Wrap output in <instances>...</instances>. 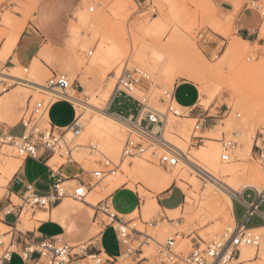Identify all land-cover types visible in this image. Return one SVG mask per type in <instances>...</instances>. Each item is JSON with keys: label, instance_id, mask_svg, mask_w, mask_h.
<instances>
[{"label": "rangeland", "instance_id": "374dc122", "mask_svg": "<svg viewBox=\"0 0 264 264\" xmlns=\"http://www.w3.org/2000/svg\"><path fill=\"white\" fill-rule=\"evenodd\" d=\"M115 1L116 0H86L82 7L84 14L83 13L75 14L77 17L75 16L74 17L75 20L72 21L71 40L68 42V44H65L63 48H54V47H49L47 44H42V47L39 50V52H36L35 56L31 59L21 58L18 54H13V51L10 54L4 56L0 50V69L11 73L17 71L19 75L29 78L31 76V73L35 65L39 64L46 70L48 74L45 83L50 77L53 76V74H66L69 77L71 76L75 78L73 80L74 87L72 89H74L79 95L83 93L84 100L86 101L94 100L97 101L100 105L106 106L109 103V98H111V96L116 90L118 78L123 72V70L125 68H129V69L140 68L147 71L150 74L151 78L149 82H144L143 85L138 88L140 90V92H137L139 93L138 95L139 96L142 95V97H146L151 106L158 108L160 110H164L166 104H168V101L170 99V97L165 94L166 90L168 89H165L163 87L159 95H156L152 99L151 96L149 97L148 92L151 90V79L153 77V74L149 72V70L144 64L145 62L141 63L143 62V58L141 59L140 57V55H142L140 54V52L147 49V47L149 46V42L146 39L142 38L143 31L138 29L137 27L141 22L144 23V25L146 26L151 25L154 17L162 16L165 26V33L162 35V42H168L173 36L174 32L176 31L177 26H180V28H182L183 30L181 33L191 43L195 44L201 50L209 65L206 68L207 79L202 83L194 82L195 84H197L199 91H201L202 93L200 104H198V106L194 110H191L190 108L189 110L179 109L180 112L183 114L182 121L192 123V126L189 131V151L193 153L201 145L208 144L210 139L219 141L221 148H222V141L224 139H234L238 141L237 153H240L241 158H243L246 151H248V148H246V151L245 149H241V144L243 143L245 144L244 142L245 139L250 140V136H251V140H253L252 134L264 131V119H261L262 117L264 118V106L263 107L260 106L261 108H259L258 105H256L257 109L256 108L255 109L257 110L256 113L257 117L256 116L252 117V115H247L236 104V101L238 99V93L234 90L229 80H231L235 74H239V73L244 75L246 79H250L255 75H259V73H261L262 70H264V35H262V33L260 32L262 23L264 22V10H262L263 8H261L262 6H264V0H204L206 2V5H201L200 4L201 0H177L179 6L185 9L187 13L186 18L182 24L178 23L174 19V17L172 16L171 9L165 3V0H128V4H129L127 7L128 17L125 19H120L114 14L113 6ZM28 5H30L29 0L0 1V23L4 25L6 28L10 29L9 33H11L14 30V28L7 23V20L10 18L11 19L14 18V20H16L17 23L19 24L21 23L23 28L22 32L24 31L26 21L17 18L14 14L21 13L24 15L25 18L30 17L32 13H30L28 10L30 9L31 5L30 6ZM235 5L237 7V10H235L236 9ZM26 6H28L29 8ZM25 7H26V11L30 15L25 11ZM228 9H232L231 11L233 12L231 13L230 10ZM247 14L256 17V19L254 20V24L251 25L252 28L255 29V33L254 35L251 36V38L255 37L257 41L250 43L249 41L244 39L247 52L241 54L231 53L230 49L233 40H235L237 37H241V38L248 37L247 32H245L243 29L239 27V23L243 21V18ZM120 26L125 28L126 30L129 26H131L135 30V32H133L132 37H129L127 35L124 39V44L128 46L129 54L131 50H133L135 58L133 59L124 58L114 68L108 69L104 73L103 71L104 67L102 63L99 62V58L97 57V52L99 51V48L101 46L104 47L107 46L108 42L110 41L108 40V38H110L113 35V32H115V29H117ZM201 34L202 37H200ZM44 50L51 51L55 55V58L53 60L44 58L42 56V52ZM90 51H93V54L91 56L88 55ZM227 58L229 59L230 63L233 64L231 67H229L225 63V60ZM213 66H216L217 68L212 70ZM26 69H28V71H26ZM89 69H93V73L88 74L87 76L88 78L86 82L83 80L82 76ZM93 79H95L94 82ZM182 79L190 80L186 77H178L174 83V89L171 91L172 94H174L176 83L180 82ZM250 81H249L250 83H248V86L250 88L249 87L247 88L252 90L251 98L255 104H258L257 102L259 101H257V99L261 95L260 87L257 84L252 83L253 80L250 79ZM4 82H5L4 85L0 83V92H2L4 88H7L6 91L10 92L15 87L20 86L22 88L19 89L25 94L26 101L24 102L23 105L17 108L16 115L12 116L13 119L10 117H6V115L4 116L0 115V125L6 124L7 126L12 127L19 124L22 116L26 112L29 105L32 106L36 101L48 98L47 93L35 90V88L25 83H14L13 80H6ZM253 88L256 89V91H254ZM250 90L247 91L250 92ZM7 92H2V94L4 93L6 94ZM6 97L8 98L10 96L7 95ZM177 98L182 102L188 101V98L185 96L183 89L177 92ZM249 101H251V99L247 98L245 102L249 103ZM74 107L76 109L77 114L81 112V109L75 104ZM202 113L205 114L203 115ZM207 114H209V117H207V119H209L207 125L208 128L203 129V127H205V124L203 125L204 121L199 119V117L203 118ZM237 114H240V117H237ZM244 114L247 116H245ZM231 117H233V121H231L232 120ZM229 118H231V120ZM247 118L249 120L250 118H253L254 122L252 121V119L250 121L247 120ZM213 119L215 120L213 121ZM14 120H16V123L13 122ZM53 122L54 124H58L60 122V117L56 112L54 113L53 116ZM227 122H232L231 128H226ZM209 129H214L217 132H220V135H213V134L211 135ZM59 131L62 132L61 129ZM15 132L21 134L22 129L19 128L15 130ZM127 135H128V128H125V137H127ZM242 141L243 143H241ZM74 145L75 146L77 145L76 140L74 141ZM77 148L78 147L76 146L74 152ZM3 152H5L7 155L4 156L2 154ZM0 153H1L0 164L2 161H8V159H12L16 157L15 156L16 153L13 147L1 146V144H0ZM75 157L76 155H73L72 160H74ZM20 159L21 161H23L22 158ZM63 161H67L66 155L63 156ZM235 162L237 163L238 160H235ZM78 163L83 168L87 169L85 170L86 173L84 174V176H87V178L89 179L88 182L89 185H87V188L89 190H92L94 188V185L99 179V176L95 175L91 170L96 169L97 168L96 166L99 164L98 165L99 167L104 166V170L102 169L101 171H105L107 168H109L106 170L105 174L107 172H109L110 174L111 168L113 167L111 164H107L104 160H99L96 166L92 162H85V163L78 162ZM253 163L255 165L264 166V163H261L257 159ZM159 165L165 169L166 167H169L161 164ZM198 178H199L198 183H199V191H200L204 188V182H206V180L201 176H198ZM222 179L226 180L227 177L222 176ZM76 183L78 182H73V184ZM90 184L91 185L93 184V188L90 187ZM193 187L194 186H192V188ZM1 189L2 190H0V196L2 198L7 195V189L5 187L4 189L3 188ZM119 189L121 190L120 192L127 191L124 185H122L117 190ZM135 190L137 191V189ZM131 196L132 198L127 199L125 202L123 196L118 195L116 197L117 208L122 209L129 202L135 204L136 200H137V204L140 206L142 202L140 193L139 192L134 193L131 194ZM245 197L248 200L251 199L250 197H248L247 194L245 195ZM109 198L110 196L101 200L102 202L101 201L99 202L106 203L109 200ZM157 198H159V203L162 209L158 210L154 215H151V217L149 216L147 218L144 214H141L140 212L139 214L137 212L134 216L135 218L132 221L128 220L129 223L135 221L137 228H141L142 230H144V232H150L149 229L150 227L148 226L150 221L154 219L156 220V222H158L159 220L162 221L166 218L165 217L166 215H170L168 211L164 210L165 208H174L177 206H182L184 208H187V211H185L182 216H180L179 218L176 217L177 218L176 220L171 221V222L174 221L183 222L185 218L192 216L197 211V204L199 203V202H197V204L186 203V190L181 188L178 182H174V184L171 186L169 190L158 194ZM13 200L16 204L21 203L19 198L16 196H13ZM65 200L66 199L64 198V201ZM69 202L73 203L72 200ZM203 202L209 203V200L203 199ZM235 202L237 201L234 198V203ZM208 205L209 204L205 205L206 207L205 218L203 217L198 218L197 220H195V223H193L191 226L190 225L176 226L175 224H171L170 227L171 233L169 232V234L163 236L156 235L154 236V238H156V240L159 242H165L168 238L175 237L176 233L178 232L179 237L176 238L178 249L183 250L185 253H187L192 246L191 238L187 242V244L183 245L182 242L184 241L183 239L189 238L187 237L189 230H193L196 234L199 235L198 237L199 243L202 246H204L206 243L215 239L217 237L216 234H223L228 230L229 226H231L232 228L236 226L233 222H230L229 220H223L221 216L217 214L216 210L212 207H209ZM77 206L78 205H75V207ZM93 208L94 210L91 215L85 214L89 226L80 237L72 238L68 235L64 236L70 244L88 243L89 236L95 228L101 230L102 233L106 224L110 222V219L108 218V216H106V214H103L102 212H98L99 210L97 209V206ZM38 210H39L38 208H36L35 210L32 209L24 210L21 216V220L23 221V226L21 229L22 231L32 230L34 226L37 225L36 218L45 217L44 215L34 216V213L37 212ZM130 212L131 210L128 211V213ZM72 213L76 217L80 216L75 214L73 211ZM236 213L238 218L240 219L244 216L245 213L244 206L239 202H237ZM2 215L3 214H0V221H2L3 218ZM12 219L13 218H10L11 221ZM142 222L143 224H141ZM258 223L259 220L256 217L251 218L250 224H258ZM239 224H242V222L237 221V225ZM131 226L134 225L131 224ZM210 229L215 230L214 233L215 235L213 236L210 235L209 233ZM6 230H10V229L8 227H5L0 222V240L8 243L12 236L11 233L14 232L15 230L11 229L8 233H6L10 235H8V237L4 239L2 238L3 237L2 235L3 233H5ZM254 232H256V234L261 236V243H262L263 241L262 239L264 237L263 235L264 229L257 230ZM203 233H205V235L207 234L210 236V237L208 236V239L205 241L202 240V237L205 236L203 235ZM137 245L138 242L135 241L134 246ZM104 246L105 249L110 254L113 255L118 254L121 249V246L116 238V233L114 229L111 227H109L108 230L106 231ZM95 250L96 249L94 248V251ZM2 251L3 248L0 247V255L2 254ZM144 251L145 254H150L152 252V245L151 246L145 245ZM103 257L106 258L107 256L103 255Z\"/></svg>", "mask_w": 264, "mask_h": 264}, {"label": "bare ground", "instance_id": "6f19581e", "mask_svg": "<svg viewBox=\"0 0 264 264\" xmlns=\"http://www.w3.org/2000/svg\"><path fill=\"white\" fill-rule=\"evenodd\" d=\"M29 2L31 6L28 5L30 6L28 11L33 13L38 0H29ZM165 3L171 9L174 19L178 23L182 24L187 14L185 9L179 6L177 0H165ZM200 4L206 5V2L201 0ZM128 5V0H116L113 6L114 14L120 19L127 18ZM261 8L264 10V6ZM79 13L82 14L83 10L81 9L77 14ZM7 23L10 24L14 30L8 34L7 40L1 50L4 56L10 54L13 51L23 30L22 24L17 23L14 18L8 19ZM137 27L143 31L142 38L149 42L147 49L140 52V54H142L140 57L141 59L143 58V62L141 63L145 62V66L149 72L153 74L151 79V90L148 92L149 97L151 96V99L156 95H159L163 87L168 89L166 90L165 94L170 96L172 93L171 91L174 89V83L178 77H186L192 82L196 83H202L207 79L206 68L209 65L206 58L204 57L201 50L181 33L183 30L180 28V26H177L176 31L168 42H162V35L165 33L164 20L162 16L154 17L151 25L146 26L141 22ZM133 32H135V30L131 26H129L127 30L120 26L115 29L113 35L108 38L110 41L108 42L107 46H101L99 48L97 57L99 58V62L102 63L104 67V73L108 69L114 68L124 58H135L134 51L131 50L129 54L128 46L124 44L125 37L127 35L132 37ZM260 32L262 35H264V22L262 23ZM230 52L240 54L247 52L244 39L237 37L235 40H233L231 43ZM42 56L49 60H53L55 58V55L49 50H44L42 52ZM225 63L229 67L233 65L230 63L228 58L225 60ZM215 68L217 67L213 66L212 70ZM26 71H28V69H26ZM92 73L93 69L87 70V72L82 76L83 80L87 82L88 74ZM47 76L48 74L46 70L39 64L35 65L29 78L19 75L17 71L11 73L0 69V83L2 80H13L14 83H25L35 88V90L48 94L49 90L45 88ZM70 79L72 82L75 78L70 76ZM250 79L253 80L252 83L257 84L260 87L261 97L259 96L258 98L260 100L257 99V101H259L257 102L258 104H255L251 98L252 90H250V87L248 86V83L251 82ZM250 79H246L244 75L239 73L235 74L233 78L229 80V82L232 84L234 90L238 93L236 104L247 115H252L253 117L256 116L257 113L256 105H258L259 108L264 106V70H262L259 75H255ZM19 88L22 87L17 86L11 91H21ZM247 90H250V92ZM254 91H256V89H254ZM137 92H140L139 89L136 90V96H141L140 98L143 99L146 104L150 105L147 98L142 97V95L139 96V93ZM4 94L0 96V115H6V117L12 118V116L16 115V113L12 108V102L7 101L6 94ZM200 94L202 96L201 91ZM68 98L81 109V112L77 114L78 132L75 133L73 129H69L63 136L64 142L73 140L77 141L78 148L75 150V152H73V155H76L74 160L81 163L92 162L95 166L98 164L99 160H104L106 163H109L113 166L111 168L112 172L110 174L107 172L106 174L99 176V179L92 190H89L88 188L86 189L87 193L85 201L75 200L69 196L65 197V206L71 208V210L77 215H91L94 210L93 207L95 206H97V209L104 208V203H101V200L110 196L116 189L124 185L132 189H137V191L140 193V197L142 198V202L140 208L134 213L122 215L121 217L125 218L127 221H132L135 218L134 216L137 212L144 214L146 218L149 216L151 217V215H154L158 210L162 209L158 202V194L169 190L174 182H178L179 186L186 190V203L197 204V202H199L197 204V211L192 216L185 218L183 222H171L172 220H176L182 216L183 213L187 211V208L178 206L175 209H164L170 214L166 215L164 220H159L155 223H151L152 221H150L148 225L150 227V232H144V230L141 228H137L135 221L129 223V226L131 228H135L139 232L147 234L152 238H154L156 235H167L169 232L171 233V224H175L176 226H191L198 218H205V205L209 204L208 206L214 208L217 214L221 216L223 220H229L236 225L234 228L229 226L226 232L223 234H216L217 237L213 239L226 240L230 233H232L238 226L234 214V198L241 200L242 191L248 187L256 189L259 193H264V166L255 165L253 163L255 159L253 158H246V153L252 148L253 140H251V136L250 140L245 139V144L243 141L241 142L243 143L241 144V149H245L246 151V148H248V151H246L243 157L244 159L241 158L240 153H238L240 157L237 163L235 160L222 161V148L220 146V142L213 139H210L208 144L201 145L193 153H191L189 151V131L192 123L182 121L183 116L175 117L170 115L166 123L165 138L168 142H170V144H172V146L180 149L184 155L180 158V161L176 166H169L165 169L159 165V162L155 157L151 156L150 150L134 157H122V149L124 140L126 139L125 128H127V125L124 118L108 113L106 111L107 105L102 106L94 100L86 101L83 99V93L79 95L72 88L68 90ZM247 98L251 99L249 103L245 102ZM110 99L111 98H109V101ZM172 101L180 110H189V108L182 107L175 98H172ZM231 118L229 119L233 121V117ZM251 119L254 122V119L250 118V120ZM261 119L264 118L262 117ZM247 120L249 119L247 118ZM13 122L16 123V120ZM231 124L232 122H227L226 128H231ZM157 129L158 128L156 127L154 131H157ZM210 134L220 135V132L211 129ZM4 146L12 147L10 145ZM22 162L23 161H21L20 158L16 157L8 159V161L1 162L0 188L6 187V184L9 182V180L19 170ZM64 162L65 161H63V157L61 158V156L57 153L50 160V162H48V164L56 170V168ZM98 165L96 167L100 169L98 170L94 166L97 170H91L93 173H95V171H101L102 169L104 170V166H102V168ZM84 169L87 170L86 168ZM106 170L104 172H106ZM198 176H201L206 180V182H204V188L200 191ZM222 176H226L227 179H222ZM192 186L194 187L192 188ZM203 199H208L209 203L203 202ZM71 200L73 203L69 202ZM74 204L78 206L75 207ZM110 211L114 214H117L111 206ZM131 224L134 226H131ZM141 224H143V222ZM22 226V224L21 226L19 225L17 229L20 228L19 230H21ZM250 229L253 231L262 230L264 229V226ZM209 233L213 236L215 235V230L210 229ZM100 234L101 230L95 228L89 236V242L91 238ZM203 235H205V233H203ZM206 235L204 237L201 236L203 241L208 239L209 235ZM2 236L4 239L7 238L5 233H3ZM175 237L177 238L179 236L175 235ZM259 237L261 239L260 235ZM154 239L156 240V238ZM183 240L184 241L182 244L184 245L187 244L190 238ZM262 240L263 241L259 247L245 244L242 245L238 264H264V237ZM103 255L108 256L106 253H104V251Z\"/></svg>", "mask_w": 264, "mask_h": 264}, {"label": "built area", "instance_id": "2783aa9c", "mask_svg": "<svg viewBox=\"0 0 264 264\" xmlns=\"http://www.w3.org/2000/svg\"><path fill=\"white\" fill-rule=\"evenodd\" d=\"M92 54L93 51L88 53L89 56ZM150 78V74L140 68H125L118 78L114 93L128 94L135 98L139 104V111L134 118H124L128 135L123 145L122 157H134L150 150L151 156L155 157L159 164L176 166L184 153L166 140V123L170 115L181 117L183 114L173 103L172 98L175 97L172 93L164 110L150 106L136 96V90L144 82H149ZM4 81L6 80L1 81L3 85ZM73 87L74 81L71 82L68 75L53 74L45 86L49 90L48 98L38 100L32 106L29 105L21 118L23 131L20 135L0 132L1 146H12L16 153L15 156L23 160L27 158L40 159L44 153H48L50 156L58 153L62 157L66 155L67 160H72L77 145H74L75 140L64 142L63 136L69 129H73L75 133L78 132L77 119L69 127L62 128V132H60V129L50 121L48 112L53 103L58 100H65L73 104L68 98V90ZM6 90L7 88H4L2 92ZM237 116L240 117V114ZM156 127L158 129L154 131ZM252 139L253 146L246 156L264 163V131L252 134ZM237 148V140L224 139L221 160H238L240 156L237 153ZM2 154L7 155L5 152ZM94 174L101 176L105 172L95 171ZM65 180H57L46 194H39L28 188L20 197L17 196L21 203L16 204L10 199L11 205L4 208V214H14L16 210L17 223L25 209H51L68 196L75 200L85 201L87 185L83 183H76L75 186L66 185L67 181ZM90 187L93 188V184H90ZM246 194L251 198L250 200L246 199ZM235 200L245 208L242 224H239L226 240H212L204 246L199 243V235L193 230H189L187 237L191 238L192 246L187 253L178 249L176 237L159 242L147 234L131 228L129 221L112 213L109 204L104 203V208H98V212L106 214L111 219L106 227L113 228L116 233L117 241L122 248L119 255L104 258L102 249H96L94 252L90 250L93 243L70 244L63 235L45 237L39 241L27 239L21 245L13 239L12 234L8 243L0 240V247L3 248L0 264L9 262L14 254H18L23 260H31L36 255L34 264H238L242 245L255 247L261 245L259 235L246 225L255 216L264 218V205L262 206L264 193H259L256 189L248 187L244 189L242 199L235 198ZM155 222L154 219L151 223ZM16 226L17 224H15ZM176 236H179L178 232ZM135 241L138 242L137 246H134ZM145 245H152L150 254H145Z\"/></svg>", "mask_w": 264, "mask_h": 264}, {"label": "crops", "instance_id": "0c3cea01", "mask_svg": "<svg viewBox=\"0 0 264 264\" xmlns=\"http://www.w3.org/2000/svg\"><path fill=\"white\" fill-rule=\"evenodd\" d=\"M85 1L86 0H38L37 5L30 17L25 18L21 13H15L14 15L17 18L25 20L26 23L24 31L22 32L17 45L13 50V54H18L24 59H31L35 56L36 52H39L42 44H47L49 47L63 48L70 40V31L75 14H77L82 9ZM228 10H230L231 13L233 12L231 11L232 9ZM235 10H237V7ZM255 19L256 17L247 14L243 18V21L239 23V27L248 34V37L243 39L249 41L250 43L257 41L255 37L251 38V36L255 33V29H253L251 26L254 24ZM9 30L10 29L6 28L0 23V50H2L3 45L7 40ZM94 80L95 79H93V82ZM181 89L184 90L188 101L182 102L178 100L177 92ZM7 95L10 97H6V100L12 102V108L14 112L17 113V108L23 105L26 101L25 94L22 91H10L6 93V96ZM174 97L182 107L194 110L198 104H200L201 94L197 84L190 80L182 79L175 85ZM106 111L121 118H134L139 111V104L135 98L129 96L128 94L113 93L107 105ZM55 112L58 113L60 117V122L58 124H54L53 122V116ZM202 114L204 115L205 113ZM48 117L57 128L62 129L73 124V122L77 119V112L74 104L71 102L58 100L53 103L49 109ZM207 117H209V114L205 115L203 118L199 117V119L205 121V127H203V129L208 128L207 125L209 119H207ZM214 120L215 119H213V121ZM19 128L23 131V125L21 121L19 124L12 127L7 126L6 124H1L0 132L20 135L19 133L15 132V130ZM210 130L211 129H209V131ZM53 157L54 156H50L48 153H44L40 159H24L19 170L9 180L7 186L5 187L7 189V195L2 198L0 196V214H3L2 221L0 222L10 230L14 229L16 231V233L15 231L12 232L11 235L13 234V239H15L21 245L24 244V241L27 239L39 241L45 237L56 235H68L72 238H78L89 226L85 215L76 217L70 208L65 206L64 199L51 209H39L37 212H35L34 216L44 215L45 217L36 218L37 225H35L32 230L17 231L20 229H17L19 225H23V221L20 218V221L16 223V210L14 214H4V208H7L11 205L10 199L13 200V196L20 197L24 192L27 191L28 188L35 190L39 194H46L52 189L54 183L61 179H66V184L72 186L74 185L73 182L89 185V179L87 176H84L86 173L85 169L78 162L75 160H67L59 165L55 170V168H52V166L48 164V162H50ZM125 189L127 191L122 192H120V189H116L117 191L115 190L110 195V202L109 200L107 201L119 216L132 214L140 208V206L137 204V200L135 204L129 202L124 208H117L116 197L118 195H122L124 201L126 202L127 199L132 198L131 194L138 193L135 189L129 188L127 186H125ZM0 190L2 189L0 188ZM263 205L264 203L262 206ZM177 207L165 209H175ZM236 209L237 202L234 203V214L236 221L242 222L243 217L241 219L238 218ZM129 210H131L130 213H128ZM255 217L259 220V223H249L246 225L247 227L256 228L264 226V218L258 216ZM10 218H13L12 221ZM15 224L18 226L15 227ZM108 228L109 227L105 226L100 235L91 238L90 242L94 245L90 246V250L94 252V248L102 249L108 256H117L119 255L122 248L118 254L113 255L110 254L104 246L105 234ZM10 230L5 232V236L8 237V235H10L6 234ZM34 258H36V255H34L31 260H23L18 254H14L11 260L6 264H34Z\"/></svg>", "mask_w": 264, "mask_h": 264}]
</instances>
